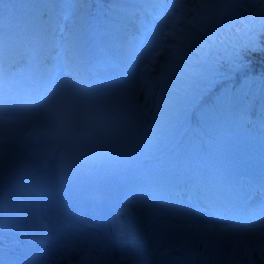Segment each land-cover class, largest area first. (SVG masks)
<instances>
[{
	"label": "rangeland",
	"instance_id": "obj_1",
	"mask_svg": "<svg viewBox=\"0 0 264 264\" xmlns=\"http://www.w3.org/2000/svg\"><path fill=\"white\" fill-rule=\"evenodd\" d=\"M256 2L257 0H250L246 5H241V1L239 3V1L235 2L234 0H183L181 7L178 6V8L170 13L167 18L174 13H176V16L179 15L180 17L187 15L190 20L194 17L196 21H199L196 23V30L193 28H186V20H178L177 22L181 23V25H179L181 27V31L179 34L175 35L176 40L174 41L173 39L168 38V41H163V35L167 36L166 33H169V30L167 29V31L162 32L163 26L158 28L155 36L152 38L153 44H150L148 47L146 54V58L149 60L148 63L153 64L154 61H156L159 65L162 64L164 59L171 58L166 55L170 54L168 49L171 46L174 55H178L180 57L178 58V63H181L180 61L184 55L187 57L196 55L199 58L200 48H204L205 51H213L214 47L212 46L216 43L215 35L218 37L223 35L226 40L235 36L242 43L240 47H238L236 43H228L229 46L222 45L228 56H225L223 52H219L220 47L216 46L218 51L216 57H218L219 60L221 59L220 55L224 58L232 57L230 62L221 59V68L223 70L231 73V69H236L237 67H247L254 63L263 64L264 61H259L257 57H261L262 60H264V56H262L264 55V36H262V34L264 35V0H261L257 4ZM204 3H206L205 7L202 6ZM227 7L230 9V18L224 11ZM235 8L236 11H234ZM200 18L203 20V23ZM212 18H215V20ZM239 18H241L240 22L236 24V21ZM252 19H256L257 22H261L263 27L259 30L255 27L250 30L251 24L253 23ZM186 29L189 31L184 33ZM247 32H250V34L247 36V43L243 44L244 35H247ZM200 33H203L208 37V39H206L205 46H203L202 39H200ZM247 49H251L252 51L257 49L261 55H248L245 53ZM230 51L236 54L235 56L237 57L234 58L231 56L229 54ZM240 60L244 61L240 63ZM198 70L208 76L206 79L208 82H213V84H217L219 82V78H214V76L210 74L212 72L210 68L204 67L199 68ZM228 228L230 229V227ZM260 232L264 234V227H261ZM263 242L264 241H262V243ZM228 244H230V242ZM263 246L264 245H260V247Z\"/></svg>",
	"mask_w": 264,
	"mask_h": 264
},
{
	"label": "bare ground",
	"instance_id": "obj_2",
	"mask_svg": "<svg viewBox=\"0 0 264 264\" xmlns=\"http://www.w3.org/2000/svg\"><path fill=\"white\" fill-rule=\"evenodd\" d=\"M86 9H87V11H91L92 6H87ZM46 111H48V105H45L41 110V113L44 117H47L45 114ZM48 121L50 123L54 124L53 118L49 117ZM260 226L261 225H259V224H252V225L248 226V228L246 229L247 239L245 241V244H248V245L254 247L255 250H258L261 248L260 245H262V241L264 240V235L259 230ZM222 227H224V226L215 227L214 232L219 236L220 240H225V242L231 241V239H232V236L230 234L231 231L227 230V229H219Z\"/></svg>",
	"mask_w": 264,
	"mask_h": 264
},
{
	"label": "trees",
	"instance_id": "obj_3",
	"mask_svg": "<svg viewBox=\"0 0 264 264\" xmlns=\"http://www.w3.org/2000/svg\"><path fill=\"white\" fill-rule=\"evenodd\" d=\"M254 52L256 53V54H259V55H261L259 52H258V50L256 49V50H254ZM262 56H264V55H262Z\"/></svg>",
	"mask_w": 264,
	"mask_h": 264
}]
</instances>
